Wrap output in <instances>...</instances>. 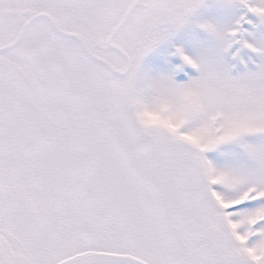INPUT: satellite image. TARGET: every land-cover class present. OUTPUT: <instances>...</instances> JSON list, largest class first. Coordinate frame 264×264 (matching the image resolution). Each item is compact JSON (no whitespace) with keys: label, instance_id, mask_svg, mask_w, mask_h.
I'll return each mask as SVG.
<instances>
[{"label":"snow or ice","instance_id":"1","mask_svg":"<svg viewBox=\"0 0 264 264\" xmlns=\"http://www.w3.org/2000/svg\"><path fill=\"white\" fill-rule=\"evenodd\" d=\"M0 264H264V0H0Z\"/></svg>","mask_w":264,"mask_h":264}]
</instances>
